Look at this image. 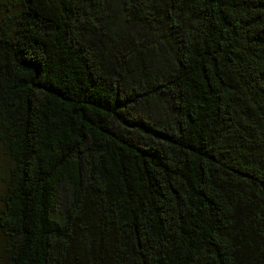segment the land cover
<instances>
[{
    "label": "trees",
    "instance_id": "1",
    "mask_svg": "<svg viewBox=\"0 0 264 264\" xmlns=\"http://www.w3.org/2000/svg\"><path fill=\"white\" fill-rule=\"evenodd\" d=\"M0 5V264H264V0Z\"/></svg>",
    "mask_w": 264,
    "mask_h": 264
},
{
    "label": "rangeland",
    "instance_id": "2",
    "mask_svg": "<svg viewBox=\"0 0 264 264\" xmlns=\"http://www.w3.org/2000/svg\"><path fill=\"white\" fill-rule=\"evenodd\" d=\"M2 0H0V4H1ZM3 8L2 5H0V18L2 16V11L1 9ZM12 162L11 160L4 155V153L2 152L1 149V145H0V197L4 192L5 189V178L7 176L8 173V168L11 166ZM2 207V202L0 199V209Z\"/></svg>",
    "mask_w": 264,
    "mask_h": 264
}]
</instances>
